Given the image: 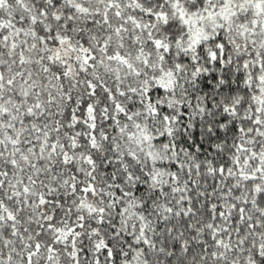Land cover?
<instances>
[{"label":"snow or ice","instance_id":"1","mask_svg":"<svg viewBox=\"0 0 264 264\" xmlns=\"http://www.w3.org/2000/svg\"><path fill=\"white\" fill-rule=\"evenodd\" d=\"M0 264H264V0H0Z\"/></svg>","mask_w":264,"mask_h":264}]
</instances>
